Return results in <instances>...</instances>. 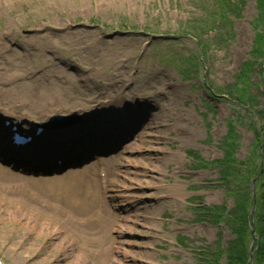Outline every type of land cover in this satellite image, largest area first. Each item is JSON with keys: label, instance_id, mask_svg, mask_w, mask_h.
<instances>
[{"label": "rangeland", "instance_id": "obj_1", "mask_svg": "<svg viewBox=\"0 0 264 264\" xmlns=\"http://www.w3.org/2000/svg\"><path fill=\"white\" fill-rule=\"evenodd\" d=\"M217 1L0 0L1 114L44 122L125 103L124 114L138 112L122 127L128 144L103 160L106 177L49 173L54 188L44 191L0 179V264H196L197 248L235 239L227 224L197 222L193 205L235 208L218 165L199 160L226 155L231 122L236 159L252 154L251 119L225 95L249 70L264 29L254 26L258 3L245 0L240 18L219 30ZM201 47L205 62L194 67ZM140 119L147 123L132 139Z\"/></svg>", "mask_w": 264, "mask_h": 264}, {"label": "trees", "instance_id": "obj_2", "mask_svg": "<svg viewBox=\"0 0 264 264\" xmlns=\"http://www.w3.org/2000/svg\"><path fill=\"white\" fill-rule=\"evenodd\" d=\"M244 2L245 0H223L215 2V10L213 12L215 16L213 18L214 25L218 27L219 30H224L227 25L230 26L231 17H240L237 13L242 9L241 4ZM256 3H258L259 13L258 18L255 19L256 23L254 26L256 29H259L261 25L264 29V0H256ZM225 4L228 5L226 10H224ZM228 35H230V33ZM201 50L202 53L205 54L203 48ZM262 55H264V30L256 34L254 48L251 54L253 62H248L247 65L249 70H242L237 75L236 83L233 86L234 91L225 95L230 101L234 102L237 111L243 110L251 119V122L248 124L253 130L256 139L252 147V154L242 163L236 159L235 151L238 134L235 126L231 122V132L228 139L232 140V142L226 144L228 148L226 155L216 163H212L217 164L218 168H220V182L227 187V192L234 198L235 208L233 211L228 212L225 208L214 207L204 212V216L213 220V223L219 225L227 224L228 228L235 236V239L230 241L225 249H222L221 245H219L217 249H206L200 255L199 264H248L251 255L250 244L253 239L249 217L254 204L251 182L253 179L257 178L261 171L262 176L256 182L257 208L254 218L258 240L253 264H264V100L262 104L260 100L263 94L261 85H258V83H256L257 81H254L251 75L252 71L260 78V82L264 85V69L261 67L264 61L258 62L256 59ZM188 62L196 67V59ZM253 90H256L257 94H252L250 96V92L253 93ZM255 117L263 121V128L259 129L257 127L254 121ZM240 121H245L241 114H239L236 123ZM262 146L263 152L261 160L260 150ZM204 165L208 164L204 163ZM244 171H246V174H244Z\"/></svg>", "mask_w": 264, "mask_h": 264}, {"label": "bare ground", "instance_id": "obj_3", "mask_svg": "<svg viewBox=\"0 0 264 264\" xmlns=\"http://www.w3.org/2000/svg\"><path fill=\"white\" fill-rule=\"evenodd\" d=\"M136 100L139 101V98H136ZM112 102H114V101H112ZM130 102H132V101H130ZM133 104H134V106H137L136 102ZM125 106H127L126 103L123 104V106L121 107V110H120L121 112H125ZM100 107H104V106L101 104ZM89 110L92 111V112H90L89 115H93L95 113H98L94 110V108L89 107ZM99 119H100V117H99ZM101 120H102V124H105V125L107 124L108 126L119 123L118 120H121L122 122H124V123H122V125H128V123L130 121V119H128V118H119L117 111H115L113 114H108L104 111V114L101 116ZM25 123L27 125H29L30 122L28 121V119H26ZM26 124L23 126H27ZM114 128L117 131L122 130L120 127H117V126H114ZM83 170L72 171L71 174H77V176H71L70 180H68V181H72V182L79 181V180L84 179L86 176L91 175L89 173V171L84 173V172H82ZM104 171H105L104 169H101L100 173L104 172ZM0 178L11 182V184L15 187H21L23 189L24 188L25 189H38V191H44L43 189L54 188V185H47L48 183L52 182V181H50L51 178H35V177L29 178V177L23 176L22 174H19L18 172H13V171L9 170L8 168H5L1 165H0ZM34 183H39V185H35Z\"/></svg>", "mask_w": 264, "mask_h": 264}, {"label": "water", "instance_id": "obj_4", "mask_svg": "<svg viewBox=\"0 0 264 264\" xmlns=\"http://www.w3.org/2000/svg\"><path fill=\"white\" fill-rule=\"evenodd\" d=\"M76 116H77V115L75 114L74 117L76 118ZM59 119H61V118L56 117V118H54V121L59 120ZM63 120L69 121L70 119L63 118ZM254 184H255V181H254L253 184H252L253 187H254ZM253 213H254V210H253L252 213H251L252 216H253ZM253 246H254V242H253V245H252V249H253Z\"/></svg>", "mask_w": 264, "mask_h": 264}]
</instances>
